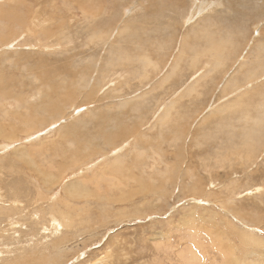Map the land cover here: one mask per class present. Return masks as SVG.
<instances>
[{"label": "rangeland", "instance_id": "1", "mask_svg": "<svg viewBox=\"0 0 264 264\" xmlns=\"http://www.w3.org/2000/svg\"><path fill=\"white\" fill-rule=\"evenodd\" d=\"M19 1L0 0V91H26L30 104H39L36 73L62 62L87 82H72L83 85L73 93H61L66 83H55L48 92L67 94V104L60 117L51 111L36 121L18 118L22 107L0 93V126L16 131L11 139L0 136V198L9 205L20 197L24 211L20 227L2 225L0 264L56 263L60 256V264H264V131L253 132L250 121L243 131L257 135L254 141L241 130L248 109L251 117L264 116V0H216L215 9L190 24L184 21L189 0L173 11L150 8L149 17L148 0H84L100 10L95 22L104 42H89L94 20L68 0H24L32 7L25 27L2 18L15 7L21 15ZM34 22L44 26L34 29ZM46 29L53 36L40 43ZM46 42L51 49L42 47ZM140 54L154 65L143 68ZM31 121L33 128L24 127ZM100 128L112 138L100 139ZM87 135L97 139L91 152L82 147ZM119 152L125 164L137 157L147 175L134 170L137 182L126 183L104 171L97 188L95 179L119 161ZM41 171L53 177L49 187ZM81 188L95 195L81 197ZM68 203L78 220L73 236L64 229L44 239L30 215Z\"/></svg>", "mask_w": 264, "mask_h": 264}, {"label": "bare ground", "instance_id": "2", "mask_svg": "<svg viewBox=\"0 0 264 264\" xmlns=\"http://www.w3.org/2000/svg\"><path fill=\"white\" fill-rule=\"evenodd\" d=\"M69 2H73V3H75V4H77L79 7H82L83 8V10H85L84 11V13L86 14V15H89L90 16V18L92 19V20H94V22H95V19L97 18V17H99L100 16V10L99 9H97V8H91L90 6H88L87 5V3H84V0H68ZM100 3H106V2H113L114 3V1L116 2V1H120V0H98ZM254 1V0H253ZM259 1V0H258ZM143 2H145V0H143ZM148 3L150 4V7L148 8V5L146 6V8H144L143 7V10L145 11V12H148V17H149V14H150V8L152 9H156L157 11L158 10H168V11H171L172 10V8L171 7H178L179 5H181L182 7H184V8H186L185 6H184V0H168V1H166V0H148ZM189 4H188V8L185 10L186 11V14H185V16H186V18L184 19V21H185V23L186 24H190L191 22H194L195 20H192V18H194L196 15H198L199 13L201 14V12L202 13H204L205 11H209L212 7H214V9L217 7V5H216V0L215 1H211V2H208L207 4L208 5H206V3L205 2H201L200 3V0H189V2H188ZM255 6V5H254ZM17 7H20L24 12H22L21 13V15H17V13H14L15 12V10H16V7L15 8H10L9 9V11H8V14H5V15H3L2 14V18H4V19H7V21L8 22H11V23H17L18 22V25H20V26H24L25 27V22H24V20L26 19V17L29 15V14H31V10H32V7H31V5H30V3L29 4H27V2L26 1H24V0H22V1H19V3H18V5H17ZM138 8V7H137ZM102 10H109L108 8H103ZM148 10V11H147ZM251 10V9H250ZM173 11V10H172ZM255 11H257V10H255ZM153 15V14H152ZM3 19V20H4ZM156 19V18H155ZM46 20V19H45ZM201 20H202V18H201ZM91 23V24H89V27H88V29H87V31H88V33L90 32V34H89V42H93V40H98V39H100L99 37H101V35L103 34V33H101V31L102 30H100V27H101V24L100 23H98V24H96V22L95 23ZM100 22H102V21H100ZM43 24V23H42ZM42 24H40V25H38V24H36L35 22L32 24V26H33V28L34 29H39V28H41V27H43L44 26V24L42 25ZM103 24V23H102ZM193 25V24H192ZM56 26V25H55ZM190 26V25H189ZM18 27V26H17ZM103 27V26H102ZM200 30V29H199ZM29 31V33L32 35V36H34V38H35V35L32 33V30H28ZM52 32H53V30L52 29H46V30H43V31H41L38 35H39V41H40V43L42 42L43 43V41H49L48 39H50L49 38V36L50 35H52L53 36V34H52ZM62 32V31H61ZM25 33V32H24ZM87 33V34H88ZM60 34V33H59ZM122 34V33H121ZM196 34V33H195ZM56 36V35H55ZM105 36V35H104ZM153 36V35H152ZM213 39V38H212ZM35 40V39H34ZM100 40H103V38H101ZM210 41H214V39L213 40H211V39H209ZM217 40H215V42H216ZM221 41V40H220ZM35 42V41H34ZM47 42L45 43L46 45H44L43 46V44H42V47H44V49L46 50V49H51L52 48V46H50V45H47ZM50 42V41H49ZM48 42V43H49ZM103 42H104V40H103ZM153 42V41H152ZM96 43V42H95ZM60 44V43H59ZM63 44V43H62ZM99 44V43H98ZM143 43L141 42V45L140 46H143L142 45ZM216 44H217V46H218V43L216 42ZM32 46H34V47H37L38 46V43H32L31 44ZM39 45H41V44H39ZM64 45V44H63ZM62 45V46H63ZM259 45V44H258ZM260 45L262 46L263 44H261V42H260ZM259 45V46H260ZM9 46V45H8ZM214 46L215 45H213V47H211V48H213V49H216L217 48V46L214 48ZM60 47V46H59ZM263 48H264V45L262 46ZM38 49H41L40 47H37ZM140 48V47H139ZM142 48V47H141ZM147 48V47H146ZM210 48V49H211ZM44 49H42V50H44ZM213 49H211V50H213ZM153 50V49H152ZM264 50V49H263ZM140 51H142V50H140ZM181 51V50H180ZM209 51V50H208ZM207 51V52H208ZM214 51V50H213ZM212 51V52H213ZM156 52V51H155ZM215 52V51H214ZM143 54H146V49L145 50H143V52H142ZM159 53V52H158ZM199 55H200V53H196V54H194V59H193V63H192V65L194 64V66H196V64H197V61H198V58H199ZM215 55H217V54H215ZM111 56H113V55H111ZM136 57H138V61H139V63L140 62H142V63H144V67L143 68H148L150 65L152 66V65H154V62L151 60V58H149V57H147L146 55H137ZM217 57V56H216ZM177 58V57H176ZM118 59H120V58H118ZM181 59V58H180ZM214 59H216V58H214ZM222 60V59H221ZM45 61V60H44ZM217 62V61H216ZM262 62V61H261ZM118 63V62H117ZM129 63V62H128ZM138 63V62H137ZM258 63H260V62H258ZM40 64V63H39ZM43 64V63H42ZM46 64V63H45ZM65 64H68V66H69V63H66V62H62L61 64L59 63V65H54L53 67H50V65H44V66H42L41 68H39V70H38V72L36 73V75H38V80H39V82L41 83L40 84V86H39V88L37 89V94H40L41 93V102H39V104H30V101H32V100H30L32 97H30L27 93L25 94V92L23 91V90H21L20 92H19V94H17V93H15V90H14V88H4V89H2L1 91H0V93H2L3 94V97L4 98H2V99H6V103L7 104H9V102L10 101H13V102H15V104H16V109L17 110H20V108L22 107V111L21 112H18L17 114H15L18 118H26L25 116H29V118H36L35 120L33 119V121H36L37 120V118L39 119V117H41L40 115H42V116H48L49 114H50V112L51 111H55L56 112V117H60L61 116V111L63 110V107L64 106H66V102L65 101H62V99L64 98V96H66L67 94H64V95H62L61 93H67V92H69V93H73V92H75L76 90H79L82 86H80V85H74V84H72V82H74V83H82V84H86V79L84 78V77H81L80 78V76L78 75V72L76 73V77L74 78V76L70 73V71L72 70L70 67H67V66H64ZM129 64H134V63H129ZM218 64H220V63H218ZM255 65V64H254ZM41 66V65H40ZM110 66V64H108V67ZM155 67H156V65H155ZM71 69V70H68V69ZM253 70V69H252ZM256 70V69H255ZM32 71H34V70H32ZM96 71H98V68L96 69V67H95V69H94V71H93V74L96 72ZM257 71H258V69H257ZM257 71H254V75H252V73H253V71H251L249 74H250V77H252V76H255V72L257 73ZM31 73V72H30ZM75 75V74H74ZM249 76V75H248ZM95 77V76H94ZM248 79H250V78H248ZM32 83V86H33V82H31ZM55 83H59V84H62L63 85V83H66L65 85H63L62 86V88L60 89V92L61 93H57V92H55V93H49L48 91L50 90V89H52V86L55 84ZM88 83H89V81H88ZM94 85V84H93ZM1 86H4V84H1ZM92 88V87H91ZM19 90V89H18ZM192 90H195V89H192ZM34 92V91H33ZM35 93V92H34ZM36 94V93H35ZM32 96H33V94H32ZM36 97H37V95H36ZM30 98V99H29ZM5 102V101H4ZM262 106L264 105V104H261ZM1 106V105H0ZM7 106V105H6ZM262 108V107H261ZM260 108V109H261ZM8 109V108H7ZM249 111V112H248ZM248 111H243L246 115H244L245 116V121H244V125H242V128H241V130H242V137H243V135H245V138H248L247 140H250V139H252V140H254V141H257L258 140V138L257 137H255V136H257V135H255V136H253V135H247L248 133L247 132H244L245 130H246V128H247V130H248V128H249V123H250V121H252V122H254V124H255V127H253V126H251V130L253 131V129L252 128H255L254 130L256 131V132H262V130L264 131V116H261L260 118H258L256 115H254L253 114V117H251V115H252V112H250V110L248 109ZM262 111V110H261ZM260 111V112H261ZM247 112V113H246ZM260 112H259V114H260ZM168 113V112H167ZM262 113V112H261ZM261 115V114H260ZM11 117H13V116H11ZM10 117V118H11ZM243 117V116H242ZM241 117V118H242ZM262 117H263V119H262ZM15 118V117H14ZM22 118V119H23ZM28 118V119H29ZM164 118H166V119H164V121H166L167 123H168V121H169V119H170V115H168V117H164ZM13 119V118H12ZM27 119V118H26ZM260 119V120H259ZM25 120V119H24ZM30 120V119H29ZM11 121V120H10ZM17 121V120H16ZM28 121V120H27ZM42 121V120H41ZM44 121V120H43ZM240 121H241V119H240ZM6 122V121H5ZM12 122H13V124H14V121L12 120ZM32 122V121H31ZM173 122V121H172ZM0 123H1V121H0ZM3 124V123H2ZM36 124H37V122H36ZM35 124V125H36ZM251 124V123H250ZM23 125V124H22ZM2 126V125H1ZM0 126V127H1ZM241 126V125H240ZM3 127H4V125H3ZM3 127H1L2 129H0V136L1 137H3V138H5L6 136H9V138L10 137H12L13 135H15L16 134V131H14L13 129H12V131H9V129H5V128H3ZM6 127V126H5ZM24 127H26V128H33L34 127V122H32V123H30V122H24ZM62 128V127H61ZM70 129H72V128H70ZM250 129V128H249ZM7 130V131H6ZM73 130V129H72ZM100 130L102 131V129L100 128ZM244 130V131H243ZM250 130V131H251ZM25 131V130H24ZM74 131V130H73ZM249 131V134H251L252 133V131L250 132ZM255 131H253V132H255ZM76 133V132H75ZM104 133H107V134H104ZM239 134V133H238ZM253 134V133H252ZM256 134V133H255ZM74 135V134H73ZM117 135H118V138H121L122 136H124V135H126V133H124V131H122V133H119V132H117ZM77 136V135H76ZM75 136V137H76ZM81 136V135H80ZM88 137H89V140L88 141H86V143H85V145H82V147L83 148H85L88 152H91V149L89 148V146L91 145V143L93 142V139L96 141L97 139H95L96 138V136L95 137H92V135H87ZM87 136H85L84 138H83V140H85L86 138H87ZM259 136V135H258ZM106 137H108V138H112L111 137V134L109 133V132H107V130H103L102 131V133H101V136H100V139H103V138H106ZM6 138H8V137H6ZM80 138V137H79ZM114 139H117V137H116V135H114V137H113ZM230 138V137H229ZM11 139V138H10ZM228 139V138H227ZM241 139V138H240ZM83 140H81V141H79L78 140V142L76 143V144H78V143H80V142H82ZM181 140V139H180ZM222 140H223V138H222ZM225 140H226V137H225ZM232 140V139H231ZM239 140V139H238ZM251 140V141H252ZM263 140V139H262ZM76 141V140H75ZM240 141V140H239ZM244 141V140H243ZM259 141V140H258ZM261 141V140H260ZM141 142V141H140ZM222 142H224V141H222ZM235 142V141H234ZM72 143V142H71ZM226 143H228V142H226ZM241 143V142H240ZM75 144V142L74 143H72V145H74ZM88 144V145H87ZM111 144H113V142L112 143H109L108 145L110 146ZM230 144V143H229ZM237 144V143H236ZM250 144V143H249ZM95 145H97V143L95 144ZM231 145V144H230ZM254 145V144H253ZM233 147V146H232ZM249 147H250V145H249ZM252 147V146H251ZM259 147V146H258ZM41 148V147H40ZM43 148V147H42ZM139 148H140V146H139ZM245 148H247V147H245ZM236 149V148H235ZM239 149V148H238ZM249 149V148H248ZM76 150V149H75ZM79 150V149H78ZM84 150V149H83ZM222 150H225V149H222ZM230 150V149H229ZM119 151V150H118ZM233 151V150H232ZM238 151V150H237ZM79 152V151H78ZM81 153H82V151H80ZM99 152V151H98ZM234 152V151H233ZM239 152V151H238ZM252 153H254V151H251ZM101 153V152H100ZM256 153V152H255ZM121 154H123V153H121ZM120 154V152L117 154V157H118V159H116L115 161H117V160H119V161H117V162H115L114 164L112 163V164H109V166H107V167H105L104 169H102V171L100 172V177H99V179L98 178H96L95 180V182H94V184H95V186L98 188L99 187V185L100 184H102L101 183V181H104L106 178L101 174L102 172H109L111 175H112V179L113 180H117L116 178H119L120 179V177L122 176L123 178H124V181L126 182V183H128V182H130L131 180H134L135 182H137L136 180H135V177H136V175H135V173H132L134 170H137V171H139L140 172V175L143 177V176H145V175H147L146 174V171H145V168H144V165L143 166H138V165H140V163L142 164V162H140V161H138V159H136L137 157H135V159L133 160V162L132 163H130V164H125V161H123V159H125L124 158V156L126 155V154H124V156H122ZM139 155H138V158H141L142 156L140 155V153H138ZM235 155V154H234ZM231 156V155H230ZM109 157V156H108ZM223 157V156H222ZM78 158V157H77ZM224 158V157H223ZM227 158V157H226ZM229 159H227V161H228ZM165 162V161H164ZM31 163L33 164V162L31 161ZM125 164V165H124ZM30 166V165H29ZM37 167H39V166H37ZM50 168V167H49ZM51 169V168H50ZM47 171V170H46ZM126 171H128L130 174L129 175H125V172ZM158 171H160V170H158ZM54 172V171H53ZM52 174H54V173H52ZM40 175L43 177V180H45V184L46 185H48V187H49V183H51L52 182V180H54L53 179V177L52 176H48V173H46V172H43L42 173V171L40 172ZM121 177V178H122ZM118 179V180H119ZM140 182L142 181V180H139ZM153 181H156V179L155 180H153ZM44 182V181H43ZM56 182V181H55ZM145 183V182H144ZM118 184V183H117ZM139 184V183H138ZM143 185V184H142ZM141 185V187H138L139 188V190L140 189H142V190H144V191H148V190H145L144 189V187ZM149 185H150V183H149ZM86 186V185H85ZM118 186H120V185H118ZM148 189H150L149 188V186H147V185H145ZM102 187L104 188V186L102 185ZM162 187V186H161ZM19 189V188H18ZM48 189V188H47ZM52 189V188H51ZM154 189V188H153ZM257 191H260V190H262V187H258L257 189H256ZM101 190L99 189V192L97 193V194H99L98 196H100V194H103L102 192H100ZM152 191V190H151ZM156 191H158V190H156ZM164 191V190H163ZM77 192H82L79 196H81V197H83V196H87L88 194H89V192H93V195H95V192L94 191H90V190H85L84 188H81V189H79ZM136 192V191H135ZM6 193V192H5ZM9 194V193H8ZM4 195V194H3ZM76 196V195H75ZM11 197V196H10ZM13 197H15V196H13ZM18 197V196H17ZM20 197H18L17 199H15L14 201H12V203L11 204H9V205H7L5 202V200L6 199H3L2 198V196H1V198H0V230H3L2 229V225H5V227L7 226V227H11V228H13V227H20V225L22 224L21 222H23L24 220H23V216H21L22 215V213L24 212L22 209H21V207L20 206H18V204H20V203H22V200L21 199H19ZM52 200H54V199H52ZM5 201V202H4ZM42 201V200H41ZM43 202V201H42ZM74 203V202H73ZM38 204V203H37ZM101 205H102V203H100ZM63 205V207H59V206H57V205H55V207L54 206H51L50 207V209L48 210V211H45V214H43V215H41V214H38V215H30L32 218H33V221H34V223L36 224V226L38 227H41L40 229H39V231L41 230V233L42 234H46L45 236H44V239H46V237L47 236H52V237H55L56 235H58V234H60L64 229H66V230H69V231H71L70 232V234L72 235V232L74 231V229L77 227V221L78 220H76V218L74 217V216H76L75 214H73L72 213V206H71V204L70 203H68L67 205H65V204H62ZM104 206H105V204H104ZM37 208V207H36ZM78 214V213H77ZM17 215H19V216H17ZM79 215V214H78ZM258 222V221H257ZM259 223V222H258ZM9 224V225H8ZM22 227V226H21ZM18 232V231H17ZM68 234V233H67ZM73 236V235H72ZM251 239L252 240H255V241H257V239L258 238H256V237H253V236H251ZM69 240V238L68 237H64V238H62V239H60V242L59 243H57V246L58 245H63L65 242H67ZM260 242V241H259ZM261 243H262V241H261ZM31 251V250H30ZM35 251V250H34ZM2 252V251H1ZM109 254H110V252L108 253V255H105V256H107V258H109ZM226 256V255H225ZM61 257V256H60ZM60 257H58V258H56L55 260H56V263L57 264H60L59 262V258ZM106 258V259H107ZM226 258H228L227 256H226ZM49 260V262H47L48 264H56V263H54L53 261H52V259H48ZM197 260H199V259H197ZM33 262V263H32ZM36 262V261H35ZM34 261H30V262H28V263H32V264H34L35 263ZM193 262H195V261H193ZM28 263H26V264H28ZM46 262H43L42 260H38V262L37 263H35V264H47ZM101 264H102V262H100ZM232 263H235V262H230V264H232Z\"/></svg>", "mask_w": 264, "mask_h": 264}]
</instances>
